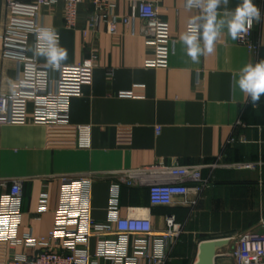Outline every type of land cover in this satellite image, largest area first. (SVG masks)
Here are the masks:
<instances>
[{
  "label": "crops",
  "instance_id": "obj_1",
  "mask_svg": "<svg viewBox=\"0 0 264 264\" xmlns=\"http://www.w3.org/2000/svg\"><path fill=\"white\" fill-rule=\"evenodd\" d=\"M151 1L157 3L162 26L174 39L166 67L147 65L155 52L147 45L143 20L133 17L132 0H117L114 10L131 18L129 24L119 22L116 33L103 24L96 34L88 31L89 2L79 5L77 27L69 28L64 23L65 0L14 10L0 0L1 91L15 92L23 77L22 62L9 56L7 48L26 49L47 63L44 56L35 54L34 34L24 48L7 44V29L37 22L54 29L59 47L67 52L53 77L61 79L60 90L70 98V123H34L30 103L27 123L0 126V185L7 183L0 189V210L13 180H22V235L44 236L53 229L64 178L93 179L92 215L104 222L109 218L113 184L120 182L116 173L162 162L207 166L203 175L210 177L211 186L197 206H153L148 186L121 184L120 213L126 215L128 207L149 210L156 228H165L167 217L174 215L184 227L173 253L175 264H196L204 240L264 233V95L260 107L253 109L246 94L237 88L233 98L230 91L233 74L247 63L264 59V18L253 32L257 52L225 31L215 51L193 63L179 38L198 10L186 9L185 0ZM239 2L229 0L228 8L234 9ZM253 3L264 13V0ZM89 60L94 62L91 67L84 65ZM85 125L91 128L89 148L79 145V127ZM233 248L231 241L218 253L216 264H236ZM16 252L33 254L22 247ZM7 254V244L1 243L0 263Z\"/></svg>",
  "mask_w": 264,
  "mask_h": 264
},
{
  "label": "built area",
  "instance_id": "obj_2",
  "mask_svg": "<svg viewBox=\"0 0 264 264\" xmlns=\"http://www.w3.org/2000/svg\"><path fill=\"white\" fill-rule=\"evenodd\" d=\"M91 4L88 31L96 34L103 24L116 33L117 24H129L131 18L114 13L117 0H65L64 23L76 28L78 7L83 2ZM9 10L21 5L37 8L55 5L58 0H5ZM133 17L144 22L146 42L155 52L154 59L148 60L150 67H166L172 53L174 39L163 28L157 3L151 0H132ZM262 18L264 13L261 12ZM254 23L250 31L238 39L251 52H257L259 45L252 37ZM45 28L39 23L32 26H14L6 30L7 44H19L24 48L29 36L35 35V52L39 43V30ZM58 41H59V35ZM166 50V51H165ZM7 54L19 59L23 64V77L13 93L0 90V126L4 124H25L28 122V106L34 104V123L57 125L70 123V98L61 90V79L55 80L49 63H41L26 49L7 48ZM85 66L94 65L92 60ZM56 85V90L54 86ZM160 132V128H157ZM79 145L91 146V128L79 127ZM217 165H211L215 168ZM248 167H254L248 164ZM205 164H167L128 169L117 172L120 182L113 184V194L109 206V218L100 222L92 215L91 178H64L62 204L56 210L53 229L44 236L21 234L23 181L13 180L10 191L3 197L0 210V244L8 246V256L0 264H175L173 253L178 246L184 227L174 215L166 219L165 228H156L149 210L128 207L127 214L120 213L121 184L129 187L148 186L153 206H188L195 208L204 191L211 186L210 177H204ZM7 186L6 182L0 189ZM46 209L47 197L41 201ZM145 212V213H144ZM144 213V214H143ZM234 248L231 256L236 264H264V233L251 232L239 238H232ZM93 242H95L93 246ZM18 247L31 249L32 255L18 254Z\"/></svg>",
  "mask_w": 264,
  "mask_h": 264
},
{
  "label": "clouds",
  "instance_id": "obj_3",
  "mask_svg": "<svg viewBox=\"0 0 264 264\" xmlns=\"http://www.w3.org/2000/svg\"><path fill=\"white\" fill-rule=\"evenodd\" d=\"M228 4L229 0H185L186 9L199 12L190 19L188 30L179 38L193 63H199L203 55L212 54L225 31L232 40L243 39L253 24L262 19L261 10L253 0H240L234 9H229ZM38 40L41 43L35 54L44 56L50 66L58 68L60 61L66 59L67 52L59 47L55 30L41 28ZM237 88L246 94L253 109L260 107L264 95V59L254 64L247 63L233 74L230 81L233 98Z\"/></svg>",
  "mask_w": 264,
  "mask_h": 264
},
{
  "label": "water",
  "instance_id": "obj_4",
  "mask_svg": "<svg viewBox=\"0 0 264 264\" xmlns=\"http://www.w3.org/2000/svg\"><path fill=\"white\" fill-rule=\"evenodd\" d=\"M230 238H219L204 240L199 246V256L196 264H216L218 253L228 245H230Z\"/></svg>",
  "mask_w": 264,
  "mask_h": 264
}]
</instances>
